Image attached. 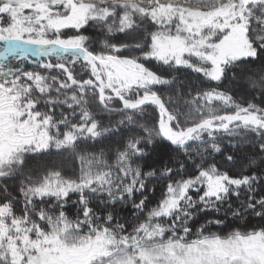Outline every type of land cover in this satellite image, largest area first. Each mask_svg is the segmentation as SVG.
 <instances>
[{
    "label": "snow or ice",
    "instance_id": "obj_1",
    "mask_svg": "<svg viewBox=\"0 0 264 264\" xmlns=\"http://www.w3.org/2000/svg\"><path fill=\"white\" fill-rule=\"evenodd\" d=\"M0 264H264V0H0Z\"/></svg>",
    "mask_w": 264,
    "mask_h": 264
},
{
    "label": "trees",
    "instance_id": "obj_2",
    "mask_svg": "<svg viewBox=\"0 0 264 264\" xmlns=\"http://www.w3.org/2000/svg\"><path fill=\"white\" fill-rule=\"evenodd\" d=\"M190 78H191V81H192L193 84H198L199 83V81L197 80V74L191 73V77ZM52 159H55V157H53ZM41 163H44V161H33V165L34 166H39V164H41ZM76 163L78 165L79 162L77 161ZM73 171H74L73 163L71 162V160H67L66 163H65V172L69 176H71ZM156 196L157 197L159 196V191H157ZM73 199H75V197H73Z\"/></svg>",
    "mask_w": 264,
    "mask_h": 264
}]
</instances>
